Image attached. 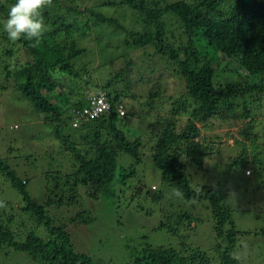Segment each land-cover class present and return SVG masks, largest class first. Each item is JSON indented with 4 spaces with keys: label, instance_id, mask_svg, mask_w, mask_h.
Here are the masks:
<instances>
[{
    "label": "trees",
    "instance_id": "trees-1",
    "mask_svg": "<svg viewBox=\"0 0 264 264\" xmlns=\"http://www.w3.org/2000/svg\"><path fill=\"white\" fill-rule=\"evenodd\" d=\"M15 2L0 0L4 77L42 115L51 140L67 150L71 170L44 176L45 191L37 201L29 194L27 182L0 157V202L4 205L0 207V255L13 250L35 264H106L76 252L67 225L54 222L50 213L79 205L83 195L93 201L114 197L116 203L121 187L136 176L144 148L162 181L183 193L180 199L194 208L203 205L202 210L210 213L214 243L206 250L200 243L189 245L181 236L175 246L148 245L134 252L126 264H241L234 252L239 238L248 232L236 229L231 211L224 206L227 190L220 181L209 186L194 180L188 165L206 167L218 143L210 133L212 121L230 124L233 119L241 123L234 136L240 153L229 159L223 174L237 177L238 168L243 175L250 167L254 178L264 175L263 147L257 144L264 141V0H53V6L43 11L48 30L39 42L7 38L3 24ZM113 35L123 37L126 52L111 57ZM135 51L157 57L164 70L171 69L181 85L175 98L152 79L137 81L139 93L129 91L135 64L129 53ZM7 58L14 62L6 63ZM221 58L236 59L240 69L224 77ZM116 61L123 66L118 67ZM99 93L105 94L110 112L85 121L80 117L82 109L90 95ZM142 102L149 114L156 115L157 106L165 110L148 124L152 134L148 147L144 136L130 139L123 128L138 115L127 104L135 108ZM119 106L125 111L123 116L117 112ZM125 156L132 161L128 169L120 168ZM2 184L21 201L14 204L6 198ZM180 207L169 209L168 204L164 210L169 222L164 219L159 228L173 235L196 228L201 219ZM68 220L71 226L86 225L92 219L82 210ZM40 226L45 236L36 232Z\"/></svg>",
    "mask_w": 264,
    "mask_h": 264
},
{
    "label": "rangeland",
    "instance_id": "rangeland-1",
    "mask_svg": "<svg viewBox=\"0 0 264 264\" xmlns=\"http://www.w3.org/2000/svg\"><path fill=\"white\" fill-rule=\"evenodd\" d=\"M117 15L121 21L122 16L120 13ZM125 25L130 26L127 19ZM175 29V26L171 27L175 38L178 39L179 33ZM122 38L120 35L110 37L109 44L112 50L108 55L114 57L126 52ZM4 47L3 45L2 48ZM142 53V51L129 53L135 62L132 67L134 85L129 91L139 93L141 89L137 87L136 83H139L137 81L152 79L161 83L167 96L175 98L181 85L174 79L171 69L164 70L157 57H145ZM20 58L22 59L21 56ZM220 60L226 71L222 74L224 77L226 74L233 75L234 72L228 73V71L240 69L236 59L221 58ZM1 61H4V57L0 52V157L7 161L17 177L27 182V190L31 197L41 201L45 191V182L41 183V179L50 174L58 176L60 171L69 172L71 170L69 155L66 149H62L63 147L58 148L57 141L51 140L50 133L45 128L47 126L49 130V126L43 125L42 115L6 82ZM12 61L13 58L6 59V63ZM116 65L121 67L123 62L116 61ZM127 100L129 98H126ZM126 107L135 110L138 115L127 120L126 126L123 127L124 132L130 139H135L138 135L144 136V146H150L152 134L148 124L155 122L158 113H161V116L165 114V110L157 106V114L155 115L154 112L149 114V108L144 102L136 103L135 108L132 104H127ZM231 121L230 124L220 120L212 121L210 133L214 141L218 142L214 146L213 155L206 159L204 169L188 165L190 166L188 173L194 180L209 186L221 182L227 190L223 204L231 211L236 229L240 232H248V235H243L237 241L238 247L234 252V258L241 264H264V175L254 178L253 169L250 167L247 168L250 170L249 175L246 174V170L242 175V168L237 169V177L231 172L224 174L222 172L226 163L230 162L229 159L240 153V149L234 146V136L241 123L233 119ZM225 133H230L232 136L229 137ZM257 144L261 149L263 147L264 154V141L259 140ZM141 152L146 154L143 155L141 164L136 167V176L121 187L116 203L114 197L102 196L97 201H93L83 195L79 205L73 204L69 207L65 206L63 210L51 212L54 222L67 225L76 252L85 254L93 260L104 261L106 264H126L134 252L138 253L148 245L175 246L181 240V236L186 237L185 242L191 246H199L200 243L203 249H211L214 233L210 213L202 210L203 205L194 208L191 203L176 197L173 188L162 181L151 154H147L148 149L142 148ZM248 159L250 160L249 157ZM119 162L120 168L125 167L124 169L132 165V161L126 156ZM247 178L253 179V183H249ZM3 189L4 191L7 189L5 197L11 199L14 204L21 201L20 196L11 188L8 189L7 186ZM161 199L160 203L157 202ZM168 204L169 209L181 206L182 211L193 214L194 217L201 219V222L196 223V228L190 230L185 228L176 235L170 230L159 228L164 219L169 222L168 214L166 215L164 210V208L168 209ZM82 210L88 211L92 220L86 225L70 226L68 219ZM28 225L29 223L27 227ZM35 229L38 235L45 236L43 227ZM178 230L181 228L179 227ZM0 264L35 263L25 254L5 250L0 255Z\"/></svg>",
    "mask_w": 264,
    "mask_h": 264
},
{
    "label": "clouds",
    "instance_id": "clouds-1",
    "mask_svg": "<svg viewBox=\"0 0 264 264\" xmlns=\"http://www.w3.org/2000/svg\"><path fill=\"white\" fill-rule=\"evenodd\" d=\"M53 6V0H16L9 8L3 24L4 32L10 41L26 39L39 42L43 34L48 30L43 11ZM173 194L183 198L179 189H173ZM0 202V207H3Z\"/></svg>",
    "mask_w": 264,
    "mask_h": 264
},
{
    "label": "built area",
    "instance_id": "built-area-1",
    "mask_svg": "<svg viewBox=\"0 0 264 264\" xmlns=\"http://www.w3.org/2000/svg\"><path fill=\"white\" fill-rule=\"evenodd\" d=\"M110 112V104L106 99L104 93H99L97 95H90L88 98V105L82 109L80 117L85 121L89 119L97 118L103 114H108ZM119 116L125 114L124 109L119 106L117 109ZM76 124V123H75ZM249 175L250 170L245 171Z\"/></svg>",
    "mask_w": 264,
    "mask_h": 264
}]
</instances>
